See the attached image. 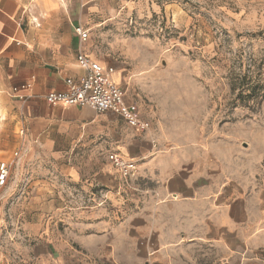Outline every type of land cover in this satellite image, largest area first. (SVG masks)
<instances>
[{
	"label": "crops",
	"instance_id": "crops-1",
	"mask_svg": "<svg viewBox=\"0 0 264 264\" xmlns=\"http://www.w3.org/2000/svg\"><path fill=\"white\" fill-rule=\"evenodd\" d=\"M155 4L154 0H0V162L11 169L6 150L15 145L17 129L19 135L23 129L26 137L41 142L63 162L70 184L84 181L86 186L83 191H68L61 201L47 195L43 234L35 233L43 222L24 226L28 239L36 240L31 249L37 262L264 264L262 176L252 192L242 194L244 186L215 183L213 172L199 164L201 154L192 143L161 139L147 132L149 128L132 127L110 112L52 106L44 100L47 92L66 90L67 77L84 73L77 62L78 54H83L112 67V78L125 91L126 100L135 102L129 94L139 71L122 59L149 51V45L145 38L139 39L141 45L117 35L107 40L103 26L118 13ZM76 26L81 34L75 32ZM139 67L149 68V63ZM29 80L32 87L25 99L11 97V87ZM74 145L92 150L85 164L95 167L93 175L83 174L72 156L58 158L59 150ZM111 153L135 161L129 185L109 161ZM85 175L89 177L84 179ZM33 196L29 207L37 209L36 191ZM4 206L0 198V222Z\"/></svg>",
	"mask_w": 264,
	"mask_h": 264
},
{
	"label": "rangeland",
	"instance_id": "rangeland-1",
	"mask_svg": "<svg viewBox=\"0 0 264 264\" xmlns=\"http://www.w3.org/2000/svg\"><path fill=\"white\" fill-rule=\"evenodd\" d=\"M154 2L153 9L118 13L103 26L107 40L117 35L141 45L145 38L149 45V51L122 59L139 71L129 99L148 122L147 132L192 143L215 183L252 192L255 180L264 179V0ZM142 62L149 68L140 69ZM16 132L15 145L6 150L9 179L0 190V264H44L32 258L36 240L28 239L24 226L43 222L35 232L43 234L47 195L61 201L86 186L70 184L53 151ZM91 153L74 145L57 154L76 158L83 174L93 175L95 167L85 164ZM35 191L37 209L29 207Z\"/></svg>",
	"mask_w": 264,
	"mask_h": 264
},
{
	"label": "built area",
	"instance_id": "built-area-1",
	"mask_svg": "<svg viewBox=\"0 0 264 264\" xmlns=\"http://www.w3.org/2000/svg\"><path fill=\"white\" fill-rule=\"evenodd\" d=\"M75 32L81 34V28L76 26ZM77 62L84 73L76 78L67 77L66 90L47 92L44 100L49 105L88 107L97 113L110 112L124 119L132 127H138L141 130L149 128L148 122L141 116L137 103L127 101L125 91L113 80L112 67H103L83 54H78ZM31 87L32 80H29L11 87L9 93L14 99L23 100L26 98L25 92ZM20 134H24L23 129ZM17 155L18 152L15 151L14 156ZM108 159L119 170L125 184L129 185V179L136 173L135 161L126 160L116 153L109 154ZM9 172V165L4 161L0 162V188L7 184Z\"/></svg>",
	"mask_w": 264,
	"mask_h": 264
}]
</instances>
